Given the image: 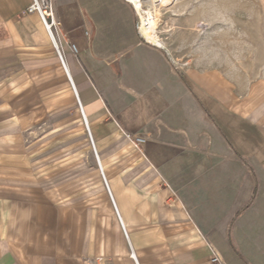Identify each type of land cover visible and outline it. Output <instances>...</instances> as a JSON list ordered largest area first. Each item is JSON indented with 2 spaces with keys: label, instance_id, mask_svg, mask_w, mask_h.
I'll list each match as a JSON object with an SVG mask.
<instances>
[{
  "label": "crops",
  "instance_id": "1",
  "mask_svg": "<svg viewBox=\"0 0 264 264\" xmlns=\"http://www.w3.org/2000/svg\"><path fill=\"white\" fill-rule=\"evenodd\" d=\"M31 1L0 0V264H264L257 87L176 63L128 0H50L62 62ZM77 100L99 160L46 184L25 127Z\"/></svg>",
  "mask_w": 264,
  "mask_h": 264
},
{
  "label": "rangeland",
  "instance_id": "2",
  "mask_svg": "<svg viewBox=\"0 0 264 264\" xmlns=\"http://www.w3.org/2000/svg\"><path fill=\"white\" fill-rule=\"evenodd\" d=\"M143 6L151 8V0ZM158 8V36L166 46L161 51L181 66L220 69L245 89L256 86L264 98V0H170ZM76 105L67 114L41 111L25 127L26 143L34 147L31 158L39 161L46 184L73 176L77 161L86 167L96 160Z\"/></svg>",
  "mask_w": 264,
  "mask_h": 264
},
{
  "label": "built area",
  "instance_id": "3",
  "mask_svg": "<svg viewBox=\"0 0 264 264\" xmlns=\"http://www.w3.org/2000/svg\"><path fill=\"white\" fill-rule=\"evenodd\" d=\"M27 12L28 13H37L39 15L45 29L50 33L53 46H54L55 50L57 51L60 60L63 62L60 51H59V45L57 44L56 39H55V32L58 29V22L55 18V12H54L52 2L50 0H32L30 5L27 7ZM138 28L139 27H138V23H137V25H136L137 31H138ZM71 47L75 51L76 48L73 44H71ZM77 104H78L79 110L82 113L83 118L85 120V127H86V130L88 132V136H89V140L91 142V146H92L93 151L95 153L93 141H92L91 135H90V130H89L88 124L86 122L82 107H81L78 100H77ZM127 139L129 141V143L131 144V146L133 148H135L136 150H140L141 144L145 141L144 138L142 136H140L139 134L127 135ZM95 157L97 160L96 153H95ZM104 183H105L106 189L109 192V188H108V185H107L105 179H104ZM111 200H112V203L115 207V204H114L112 197H111ZM115 210H116V208H115ZM210 249H211V253L209 256V264H224L222 257L219 254V252L213 247H211ZM131 256L132 257L134 256L133 253H131Z\"/></svg>",
  "mask_w": 264,
  "mask_h": 264
},
{
  "label": "bare ground",
  "instance_id": "4",
  "mask_svg": "<svg viewBox=\"0 0 264 264\" xmlns=\"http://www.w3.org/2000/svg\"><path fill=\"white\" fill-rule=\"evenodd\" d=\"M132 7L134 8L140 24H138V32L142 36V38L161 49L166 50L165 44L162 42V40L159 38V27L161 25V12L158 8V5H164L167 4L170 0H151L152 7L146 8L143 6V0H128ZM157 2H160L157 4ZM82 114V113H81ZM83 117V115H82ZM84 124L85 120L83 118ZM97 156V155H96ZM98 159V157H97ZM99 160V159H98Z\"/></svg>",
  "mask_w": 264,
  "mask_h": 264
}]
</instances>
